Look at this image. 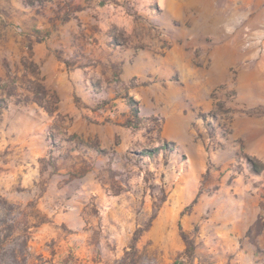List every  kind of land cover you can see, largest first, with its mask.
I'll return each instance as SVG.
<instances>
[{
    "label": "rangeland",
    "instance_id": "374dc122",
    "mask_svg": "<svg viewBox=\"0 0 264 264\" xmlns=\"http://www.w3.org/2000/svg\"><path fill=\"white\" fill-rule=\"evenodd\" d=\"M157 6L110 32L139 71L88 75L72 108L9 49L0 264H264V0H184L177 41Z\"/></svg>",
    "mask_w": 264,
    "mask_h": 264
},
{
    "label": "crops",
    "instance_id": "0c3cea01",
    "mask_svg": "<svg viewBox=\"0 0 264 264\" xmlns=\"http://www.w3.org/2000/svg\"><path fill=\"white\" fill-rule=\"evenodd\" d=\"M128 1L0 0V81L4 78L9 49L15 50L19 68L20 59L29 54L41 83L56 90L70 108L73 107L72 90L86 88L88 75L102 73L104 67L109 73L121 67L124 74L136 73L140 62L132 65L123 60L131 48L117 47L110 33L111 30L121 32L123 27L126 33L133 32L135 26L143 27L144 23L138 19L132 24V18L118 17L127 8ZM157 4L159 14L153 22L167 40L177 41L183 36L177 26L184 18V0H157ZM139 14L143 13L136 12L134 18ZM174 25L176 28L172 29ZM173 51L178 53L179 46L174 45ZM21 72L25 73V69ZM3 104L7 102L1 98L0 106ZM171 125V122L167 124V131Z\"/></svg>",
    "mask_w": 264,
    "mask_h": 264
},
{
    "label": "trees",
    "instance_id": "16d2710c",
    "mask_svg": "<svg viewBox=\"0 0 264 264\" xmlns=\"http://www.w3.org/2000/svg\"><path fill=\"white\" fill-rule=\"evenodd\" d=\"M2 204H3L4 206H6L7 209H8L9 211L12 210V206L8 205L6 202H3ZM10 256H11V258L13 259L12 261H13L14 264H26V258H25V259L23 258L20 262H18V258H17V256L15 255L14 252H12V253L10 254Z\"/></svg>",
    "mask_w": 264,
    "mask_h": 264
}]
</instances>
